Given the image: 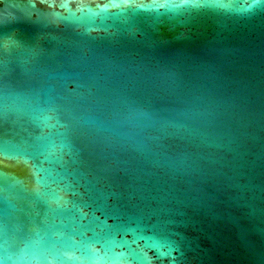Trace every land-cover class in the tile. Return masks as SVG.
<instances>
[{
  "label": "water",
  "instance_id": "1",
  "mask_svg": "<svg viewBox=\"0 0 264 264\" xmlns=\"http://www.w3.org/2000/svg\"><path fill=\"white\" fill-rule=\"evenodd\" d=\"M0 264H264V0H0Z\"/></svg>",
  "mask_w": 264,
  "mask_h": 264
}]
</instances>
